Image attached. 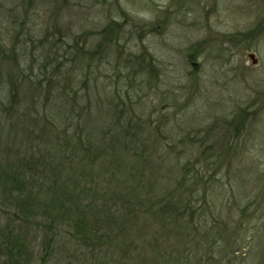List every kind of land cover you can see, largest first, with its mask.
Wrapping results in <instances>:
<instances>
[{
	"label": "trees",
	"instance_id": "1",
	"mask_svg": "<svg viewBox=\"0 0 264 264\" xmlns=\"http://www.w3.org/2000/svg\"><path fill=\"white\" fill-rule=\"evenodd\" d=\"M122 30L105 26L92 48L80 44L84 39L65 50L53 41L52 58L38 74L47 77L52 67L49 78L16 68L0 78V264H251L245 249L253 240L245 226L233 213L225 220L207 190L199 192L208 169L224 158V146L219 153L215 144L208 148L205 135L194 161L188 151L180 167L167 164L169 154L157 164L154 152L164 146L130 90L105 91L104 101L93 102L86 90L69 89L75 68L67 70L61 60L79 63L91 79L104 53L111 63ZM2 44L0 54L15 65L16 52ZM147 57L148 63L137 57L124 67L136 69L132 79L142 93L157 76ZM244 125L240 113L236 133ZM258 245L253 255L264 253Z\"/></svg>",
	"mask_w": 264,
	"mask_h": 264
},
{
	"label": "rangeland",
	"instance_id": "2",
	"mask_svg": "<svg viewBox=\"0 0 264 264\" xmlns=\"http://www.w3.org/2000/svg\"><path fill=\"white\" fill-rule=\"evenodd\" d=\"M107 25L123 29L111 63L104 53L102 68L86 79L79 63L61 60L67 70L75 68L66 73H71L69 89L81 95L86 90L93 102L104 101L105 91L130 90L164 146L154 152L157 164L169 154L167 164L180 167L188 151L194 161L205 135L208 148L215 144L219 153L224 146V158L217 169H208L207 187L200 184L199 192L207 190L211 202L224 209L225 220L233 213L245 226L247 239L253 240L246 257L251 264H264L263 252L253 255L258 244V251L264 250V0H0V44L16 52L15 65L0 54V78L9 75L8 68L49 78L51 63L47 77L38 74L52 58L53 41L63 48L84 39L80 44L92 48ZM148 54L157 76L142 93L132 79L136 69L124 67L131 58L148 63ZM240 113L245 125L236 133Z\"/></svg>",
	"mask_w": 264,
	"mask_h": 264
},
{
	"label": "water",
	"instance_id": "3",
	"mask_svg": "<svg viewBox=\"0 0 264 264\" xmlns=\"http://www.w3.org/2000/svg\"><path fill=\"white\" fill-rule=\"evenodd\" d=\"M249 58L252 60L253 64H257V60H256L254 54H250V55H249Z\"/></svg>",
	"mask_w": 264,
	"mask_h": 264
}]
</instances>
